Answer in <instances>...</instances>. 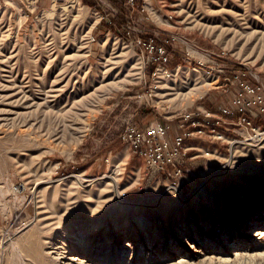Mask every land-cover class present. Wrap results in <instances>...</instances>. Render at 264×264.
<instances>
[{"label": "rangeland", "instance_id": "1", "mask_svg": "<svg viewBox=\"0 0 264 264\" xmlns=\"http://www.w3.org/2000/svg\"><path fill=\"white\" fill-rule=\"evenodd\" d=\"M144 2L170 56L151 74L118 0H0V264H264V135L186 137L175 178L121 138L141 107L169 136L216 112L241 67L264 84V0Z\"/></svg>", "mask_w": 264, "mask_h": 264}, {"label": "built area", "instance_id": "2", "mask_svg": "<svg viewBox=\"0 0 264 264\" xmlns=\"http://www.w3.org/2000/svg\"><path fill=\"white\" fill-rule=\"evenodd\" d=\"M128 11L127 33H134L133 41L146 54L149 63H166L170 56L166 49L167 39H159L158 29H145L138 24L132 12L143 10L144 0H119ZM131 31H130V30ZM248 69L241 67L229 77L225 76L223 85L233 83L235 91L230 101L220 105L216 112H183L178 117L180 132L169 136V123H149L139 128L135 122H129L121 132L122 140L130 144L132 150L142 157L155 172L170 177H181L185 155L189 147L184 145L186 137L195 135L223 136L219 130L235 126H244L254 134L264 135V84L253 82L248 77ZM258 119L259 122H255Z\"/></svg>", "mask_w": 264, "mask_h": 264}, {"label": "trees", "instance_id": "3", "mask_svg": "<svg viewBox=\"0 0 264 264\" xmlns=\"http://www.w3.org/2000/svg\"><path fill=\"white\" fill-rule=\"evenodd\" d=\"M83 1H88V0H83ZM119 1V0H118ZM121 2V1H120ZM90 6L92 7H95V8H98L99 9V5L96 3V2H90L89 3ZM121 15L122 17H124V20H127L128 19V11L125 9L124 5L121 3ZM111 22L107 24V28H112V27H115V22H114V14L111 13ZM114 31H117L119 32L118 28H114ZM122 37H125V35H123L122 33L120 34ZM178 61L174 60V64H177ZM148 73L151 74V72L153 71L154 67H155V63H149L148 64ZM199 102H202L207 108H213L215 106V102L214 103H211L206 97H202L199 99ZM152 114H153V110L150 109V108H145V107H141L138 109V111L136 112V115H135V119H136V123L138 125L139 128H144L145 126H147L151 121L153 120H158L157 118L155 119H152ZM159 122H163V120H160ZM255 122H259L258 119H255ZM262 126H264V122H262ZM178 128V126H177ZM229 135H234V133L232 132H228ZM134 152V151H133ZM134 154L137 155L136 152H134Z\"/></svg>", "mask_w": 264, "mask_h": 264}, {"label": "bare ground", "instance_id": "4", "mask_svg": "<svg viewBox=\"0 0 264 264\" xmlns=\"http://www.w3.org/2000/svg\"><path fill=\"white\" fill-rule=\"evenodd\" d=\"M70 1V3L71 2H77V0H69ZM53 3L55 4V2L53 1ZM69 3V4H70ZM77 4V3H76ZM148 8H149V12L150 13H154V10L150 7V6H147ZM178 68H180V66H178L177 68H175V69H178ZM197 69V68H196ZM179 70V69H178ZM182 70V69H181ZM162 71V70H161ZM193 71V70H192ZM194 71H196V70H194ZM171 72V73H170ZM166 74L168 75V77H169V79H171V80H175V81H181V80H185V81H189V80H192L193 78H195L196 76H195V74L193 75V73L191 72V71H187V70H183V71H181V72H173V70L172 71H166ZM165 74V75H166ZM163 76V75H162ZM171 76V77H170ZM165 77V76H164ZM167 77V78H168ZM174 81V82H175ZM168 82V81H167ZM178 83V82H177ZM187 83H189V82H187ZM174 84V83H173ZM179 84V83H178ZM179 86V85H178ZM177 86V87H178ZM174 88V87H173ZM192 88V87H191ZM193 89V88H192ZM194 91V90H193ZM233 144H237L238 143V141H235V140H232L231 141ZM259 233V232H258Z\"/></svg>", "mask_w": 264, "mask_h": 264}, {"label": "crops", "instance_id": "5", "mask_svg": "<svg viewBox=\"0 0 264 264\" xmlns=\"http://www.w3.org/2000/svg\"><path fill=\"white\" fill-rule=\"evenodd\" d=\"M180 58V57H179ZM182 58V57H181ZM184 58V57H183Z\"/></svg>", "mask_w": 264, "mask_h": 264}]
</instances>
